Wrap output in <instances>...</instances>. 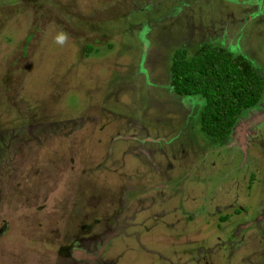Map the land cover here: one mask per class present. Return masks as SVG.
I'll use <instances>...</instances> for the list:
<instances>
[{"label":"rangeland","instance_id":"rangeland-1","mask_svg":"<svg viewBox=\"0 0 264 264\" xmlns=\"http://www.w3.org/2000/svg\"><path fill=\"white\" fill-rule=\"evenodd\" d=\"M202 43L264 80V0H0V264H264V91L208 139Z\"/></svg>","mask_w":264,"mask_h":264},{"label":"trees","instance_id":"trees-1","mask_svg":"<svg viewBox=\"0 0 264 264\" xmlns=\"http://www.w3.org/2000/svg\"><path fill=\"white\" fill-rule=\"evenodd\" d=\"M169 69L174 92L201 99L199 127L216 144H223L237 117L254 108L264 91V80L243 56L209 43L175 49Z\"/></svg>","mask_w":264,"mask_h":264},{"label":"flooded vegetation","instance_id":"flooded-vegetation-1","mask_svg":"<svg viewBox=\"0 0 264 264\" xmlns=\"http://www.w3.org/2000/svg\"><path fill=\"white\" fill-rule=\"evenodd\" d=\"M146 135H147V134H146ZM146 139H147L146 141L149 140V138H146ZM240 149H241V148H240ZM74 216H75V215H74ZM261 219H262V216L259 215V216H257V218H256L253 222H249V223H247V225H248V224L252 225V223H253V224H256V223H257V224H258V222H259ZM76 257H78V256H76Z\"/></svg>","mask_w":264,"mask_h":264},{"label":"water","instance_id":"water-1","mask_svg":"<svg viewBox=\"0 0 264 264\" xmlns=\"http://www.w3.org/2000/svg\"><path fill=\"white\" fill-rule=\"evenodd\" d=\"M74 256L81 257V252L78 251H73Z\"/></svg>","mask_w":264,"mask_h":264}]
</instances>
